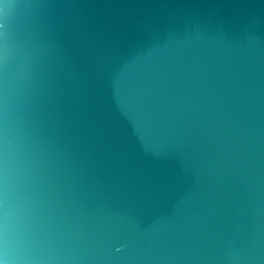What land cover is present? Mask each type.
<instances>
[{"label": "water", "instance_id": "95a60500", "mask_svg": "<svg viewBox=\"0 0 264 264\" xmlns=\"http://www.w3.org/2000/svg\"><path fill=\"white\" fill-rule=\"evenodd\" d=\"M0 264H264V0H0Z\"/></svg>", "mask_w": 264, "mask_h": 264}]
</instances>
